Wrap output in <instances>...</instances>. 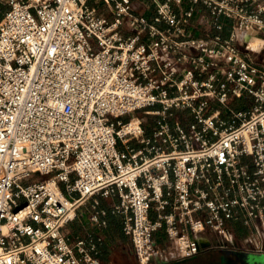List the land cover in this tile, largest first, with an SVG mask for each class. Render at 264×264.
<instances>
[{
    "label": "built area",
    "instance_id": "2783aa9c",
    "mask_svg": "<svg viewBox=\"0 0 264 264\" xmlns=\"http://www.w3.org/2000/svg\"><path fill=\"white\" fill-rule=\"evenodd\" d=\"M151 1L0 0V264H102L101 236L62 233L95 195L139 264L162 227L186 259L207 228L234 246L237 219L264 253V0Z\"/></svg>",
    "mask_w": 264,
    "mask_h": 264
},
{
    "label": "crops",
    "instance_id": "0c3cea01",
    "mask_svg": "<svg viewBox=\"0 0 264 264\" xmlns=\"http://www.w3.org/2000/svg\"><path fill=\"white\" fill-rule=\"evenodd\" d=\"M132 2L134 5L144 4L149 10L150 17L155 13L153 3L146 4L148 0H132ZM253 103V96L249 94L240 98L231 97L229 101L230 107L237 110H248ZM221 110V116L224 119L233 120L228 109L221 107ZM118 201L119 197L117 195H95L91 197L78 209L76 217L62 228V233L72 238L79 236L90 239L101 236L102 240L98 243L97 255L102 264H139L132 238L123 230L122 215L111 211L113 205ZM95 213H98L100 218L106 221V225H100L92 219ZM151 216L156 217L154 211H152ZM229 224L234 231L236 242V245L231 248L237 250L246 248L247 229L243 222L237 219L230 221ZM154 238L161 251L160 256L154 258L155 264H175L179 261L194 264L198 259L206 258L214 252L215 249L211 248L212 246L222 242L213 230L207 228L198 239L201 250L189 258L180 259L174 254L173 242L169 240L164 227L155 232Z\"/></svg>",
    "mask_w": 264,
    "mask_h": 264
},
{
    "label": "water",
    "instance_id": "95a60500",
    "mask_svg": "<svg viewBox=\"0 0 264 264\" xmlns=\"http://www.w3.org/2000/svg\"><path fill=\"white\" fill-rule=\"evenodd\" d=\"M229 254L232 260H235L237 264H245V257L249 258L248 262L251 264H264V253H257L251 251H242L229 248H218L214 252L206 256V258L198 259L194 264H227L225 255ZM253 257L259 258V262H254ZM230 259L228 260V262ZM175 264H187L185 261H179Z\"/></svg>",
    "mask_w": 264,
    "mask_h": 264
},
{
    "label": "rangeland",
    "instance_id": "374dc122",
    "mask_svg": "<svg viewBox=\"0 0 264 264\" xmlns=\"http://www.w3.org/2000/svg\"><path fill=\"white\" fill-rule=\"evenodd\" d=\"M140 3H142V2H140ZM149 3H152L151 2V0H148V2H146V4H149ZM204 18V16H203V14H197L196 15V17H195V21H200V20H202ZM196 22V23H197ZM202 27V26H201ZM203 29H205L204 28V26H203ZM257 55V57H259V58H261V59H264V49L260 52V53H258V54H256ZM136 115H139V116H142V115H144L145 117H147V125L151 128L153 125H155V123H156V120H157V117L156 116H154V115H150V114H144L143 113V111L142 110H139V111H137L136 113H135ZM128 118V116H125L124 117V119H127ZM189 118H190V116H189V113H187V111H185V110H180V109H177V110H175V112H174V118H171V120H180V122L181 123H183V124H185V126H187V124H188V122H189ZM173 120V121H174ZM173 121L171 122V123H173ZM42 178V176H40L39 174H34V175H32L29 179H28V181H34V180H39V179H41ZM23 183H25L26 181L24 180V181H22Z\"/></svg>",
    "mask_w": 264,
    "mask_h": 264
},
{
    "label": "flooded vegetation",
    "instance_id": "af4514ba",
    "mask_svg": "<svg viewBox=\"0 0 264 264\" xmlns=\"http://www.w3.org/2000/svg\"><path fill=\"white\" fill-rule=\"evenodd\" d=\"M235 245H236V242H235ZM234 245V246H235ZM211 248H214V249H218V248H222L219 244H217V245H214V246H212ZM229 249H235V248H229ZM201 250V249H200ZM237 250V249H236ZM242 251H251V252H254V251H252L251 249H250V244L248 243V241H247V247L246 248H243V249H241ZM252 258H253V261L254 262H259V258H257V257H253L252 256ZM230 259V261L228 262V260ZM225 260L227 261V264H237V262L235 261V260H232L231 258H230V255L229 254H227V255H225ZM248 260H249V258H247V257H245V264H251L250 262H248Z\"/></svg>",
    "mask_w": 264,
    "mask_h": 264
},
{
    "label": "bare ground",
    "instance_id": "6f19581e",
    "mask_svg": "<svg viewBox=\"0 0 264 264\" xmlns=\"http://www.w3.org/2000/svg\"><path fill=\"white\" fill-rule=\"evenodd\" d=\"M245 39L248 41L250 47L259 49L262 43V37L259 35H246Z\"/></svg>",
    "mask_w": 264,
    "mask_h": 264
}]
</instances>
